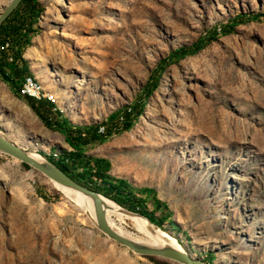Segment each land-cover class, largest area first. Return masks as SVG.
Masks as SVG:
<instances>
[{"label": "rangeland", "instance_id": "rangeland-1", "mask_svg": "<svg viewBox=\"0 0 264 264\" xmlns=\"http://www.w3.org/2000/svg\"><path fill=\"white\" fill-rule=\"evenodd\" d=\"M39 1L38 32L17 63L63 118L100 123L145 99L129 130L86 154L108 159V173L132 188H153L171 211L159 229L192 258L264 264V0ZM202 36L198 52L167 61ZM6 37L14 57L22 38ZM19 75L0 80V133L33 153L71 150L34 112ZM73 204L0 152V264H182L113 242Z\"/></svg>", "mask_w": 264, "mask_h": 264}, {"label": "trees", "instance_id": "trees-1", "mask_svg": "<svg viewBox=\"0 0 264 264\" xmlns=\"http://www.w3.org/2000/svg\"><path fill=\"white\" fill-rule=\"evenodd\" d=\"M42 11L43 5L39 0H21L0 23V31L6 36L13 33L18 39L22 38L19 42V47L17 46L14 49V62L7 61L5 56L2 53V55L0 54V80H4L7 83L13 82L11 75L19 73L18 88H20L24 81L23 75L31 76V72L27 66L21 64L18 67L17 61L22 58L21 47L29 45L31 38L38 32L36 25ZM239 19L232 18L223 28L229 31V28H233L235 22ZM207 37L211 39L210 35H207ZM204 43V36H202L194 42L192 47L182 46L177 48L170 53L167 61L172 57L177 58L185 53L194 54L203 47ZM13 47L14 45L12 44L11 48L13 49ZM160 70H154L151 81L146 84L144 98L157 86V79L161 75ZM29 104L37 116L42 119L44 125L49 129L61 133L65 142L71 148V150H64L58 153L56 158L51 153L47 155L40 152L47 160L55 164L78 183L93 189L128 210L147 217L156 227L165 229L163 223L172 224L171 211L168 209L166 203L157 197L153 188H132L125 179L115 178L108 173L110 168V161L108 159L92 157L86 154L88 148L107 140L110 133L116 134L129 130L143 113L145 99L139 101L134 106H128L123 112L117 110L109 114L105 121L91 125L72 124L68 119L63 118L62 114H60L50 100L42 99L36 102L29 98ZM115 120L119 121V123L108 127V124H112ZM23 165L29 168L26 163H23ZM149 203L152 204L151 208L148 206ZM206 264L211 263L207 262Z\"/></svg>", "mask_w": 264, "mask_h": 264}, {"label": "water", "instance_id": "water-1", "mask_svg": "<svg viewBox=\"0 0 264 264\" xmlns=\"http://www.w3.org/2000/svg\"><path fill=\"white\" fill-rule=\"evenodd\" d=\"M20 1L21 0H10L8 2V4L0 12V23L10 14V12L18 5ZM0 152H3L6 155L15 158L20 162L26 163L29 168L40 172L41 174L48 177L50 180L64 187L74 189L80 192L83 196L90 198L92 200L93 208V217L91 218L92 222L99 231L104 233L113 242L122 245L127 249H130L131 251L139 254L162 256L165 258H170L182 264H204L203 261L196 260L192 258L187 252L172 247L167 243L163 242L160 245L140 243L119 235L108 224L106 218V208L102 204L101 200V197L105 196L75 181L73 178L63 172L60 168H58L55 164L47 160L41 153H39L41 154L39 155L41 158H37L35 156V153H37L36 151H34L35 153L33 154L32 151L27 150L22 145L9 139L1 133ZM120 209L142 217L147 223L146 226L150 225L152 227V230H160L159 228L155 229L150 220L142 214L133 212L122 206H120Z\"/></svg>", "mask_w": 264, "mask_h": 264}, {"label": "bare ground", "instance_id": "bare-ground-1", "mask_svg": "<svg viewBox=\"0 0 264 264\" xmlns=\"http://www.w3.org/2000/svg\"><path fill=\"white\" fill-rule=\"evenodd\" d=\"M61 5L65 7L67 5V2H64L63 0H61L59 3V6L61 7ZM33 66L36 67L35 64ZM28 78H29V82L31 86L34 87V92L39 95H44V98H45L46 96L40 89V86L37 85V83L34 81L33 78L31 77H28ZM35 156L37 158H41L39 154L35 153ZM49 181L51 182L53 187L58 189L72 203H74L75 205L81 208H85L90 218L93 217L92 200L90 198L83 196L80 192L74 189L64 187L50 179ZM101 200H102V204L106 208V218H107L108 224L119 235L132 239L136 242H140V243L160 245L161 243L164 242L179 250L185 251L182 248L178 240L171 237L169 234H167L163 230L161 229L152 230V227L150 225L146 226L147 223L142 217L134 213H129V212L121 210L120 206L117 203H115L112 200H109L108 198L101 197ZM126 221L132 225V227L134 228L136 232L128 231L124 229L122 225H120L122 223H125ZM117 222L119 223L117 224Z\"/></svg>", "mask_w": 264, "mask_h": 264}, {"label": "built area", "instance_id": "built-area-1", "mask_svg": "<svg viewBox=\"0 0 264 264\" xmlns=\"http://www.w3.org/2000/svg\"><path fill=\"white\" fill-rule=\"evenodd\" d=\"M11 45L12 43L10 41V38L8 37H4V39H2L0 42V53L5 54V59L9 62L13 61V56L10 53ZM21 91L24 96H27L35 100L36 102H39L42 99L44 100V95H39L34 92V87L31 86L28 76H24V81L22 83Z\"/></svg>", "mask_w": 264, "mask_h": 264}]
</instances>
